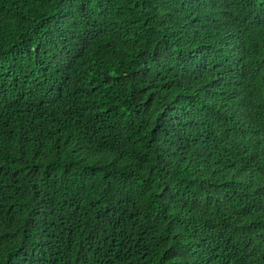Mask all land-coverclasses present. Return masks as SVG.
<instances>
[{
	"label": "trees",
	"instance_id": "16d2710c",
	"mask_svg": "<svg viewBox=\"0 0 264 264\" xmlns=\"http://www.w3.org/2000/svg\"><path fill=\"white\" fill-rule=\"evenodd\" d=\"M0 264H264V0H0Z\"/></svg>",
	"mask_w": 264,
	"mask_h": 264
}]
</instances>
